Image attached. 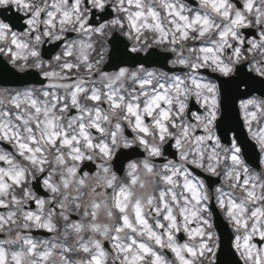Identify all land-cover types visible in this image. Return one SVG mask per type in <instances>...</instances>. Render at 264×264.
<instances>
[{
  "label": "snow or ice",
  "instance_id": "6c2138e0",
  "mask_svg": "<svg viewBox=\"0 0 264 264\" xmlns=\"http://www.w3.org/2000/svg\"><path fill=\"white\" fill-rule=\"evenodd\" d=\"M196 5L0 0V264H264V0Z\"/></svg>",
  "mask_w": 264,
  "mask_h": 264
},
{
  "label": "clouds",
  "instance_id": "9594fccd",
  "mask_svg": "<svg viewBox=\"0 0 264 264\" xmlns=\"http://www.w3.org/2000/svg\"><path fill=\"white\" fill-rule=\"evenodd\" d=\"M150 3H154L155 0H149ZM19 32V31H18ZM28 43L30 45H33V41L30 37H24ZM146 39H148L149 41H151L152 39V34H147L146 35ZM49 45H51V43H48ZM45 45V44H44ZM43 45V46H44ZM34 46V45H33ZM42 47H39L38 48V51L41 52V58L45 61V63H48L49 62V58H45V57H49L51 55H54L52 53L49 54V56H45L44 55V51H45V48ZM0 47H2V45H0ZM109 48V51H110V45L107 46ZM101 51H103L101 49ZM161 56L163 55H166L167 53L163 50V49H158L157 50ZM0 57H2L3 59L0 60V61H3L7 64L8 67H13V65L11 64V62L8 60V57L7 55H4V54H0ZM249 59L251 60L252 58L249 57ZM29 63H28V66L27 67H22L24 62L21 61L19 65L15 66L14 67V71L16 72L17 74V77L16 78H22L20 82H13L14 84H17V85H24V87H29V88H33V89H36V90H39L42 85L40 83H37L36 81L39 79L38 76H27L26 73L31 69L33 72H39L38 69H36L34 67L35 63L37 61L33 60L31 57H29ZM109 63L108 59H107V56H105L104 58V63L101 65L102 68H106L108 71H115V69H111V68H107V64ZM145 67L149 68L150 70H156L158 69L159 71L161 72H167L168 71V67H170V64L166 67H161L160 64H149V65H145ZM14 78V79H16ZM98 78V77H97ZM0 84H3V83H0ZM24 87H17V88H24ZM257 89H259L260 91H264V89L260 88L259 85H256ZM0 88H3V87H0ZM12 89H15V88H12ZM139 160V159H137ZM14 231V230H13ZM60 233L62 235L63 233V228L61 227L60 229ZM6 238H9V237H6ZM70 243L73 244L74 246V241H70Z\"/></svg>",
  "mask_w": 264,
  "mask_h": 264
},
{
  "label": "flooded vegetation",
  "instance_id": "af4514ba",
  "mask_svg": "<svg viewBox=\"0 0 264 264\" xmlns=\"http://www.w3.org/2000/svg\"><path fill=\"white\" fill-rule=\"evenodd\" d=\"M0 13L5 14L6 16H15V15H18V13H16L14 9L11 10V11H8V12H4L3 10H0ZM19 15H22V14H19ZM19 28H22L23 30H26V26H22V27H19ZM14 31H17V30H14ZM74 36H75V34H72V33L68 34V38H69V39L73 38ZM45 45H49V44L46 43ZM175 157H176V155H175ZM175 157H174L173 160H176ZM158 159H159V158H158ZM171 159H172V158H171ZM136 160H137V159H136ZM122 174H123V173H122ZM122 174H121V175H122ZM203 174H204V173H203ZM204 175H205V174H204Z\"/></svg>",
  "mask_w": 264,
  "mask_h": 264
}]
</instances>
